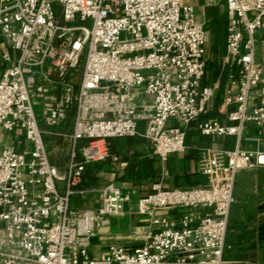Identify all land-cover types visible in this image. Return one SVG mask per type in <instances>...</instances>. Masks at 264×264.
I'll use <instances>...</instances> for the list:
<instances>
[{
	"label": "built area",
	"instance_id": "1",
	"mask_svg": "<svg viewBox=\"0 0 264 264\" xmlns=\"http://www.w3.org/2000/svg\"><path fill=\"white\" fill-rule=\"evenodd\" d=\"M194 1L0 0V134L13 137L0 139V264H262L228 258L227 238L238 173L264 166L263 151L241 147L248 124L264 128V0H225L230 86L218 110L228 123L208 118L219 82H208L207 21ZM193 124L234 136L235 148L204 152L205 186L153 184L138 201L143 245L93 257L92 239L124 216L131 195L109 183L97 209H73L86 167L136 136L166 162L186 150ZM59 141L64 174L48 148Z\"/></svg>",
	"mask_w": 264,
	"mask_h": 264
},
{
	"label": "crops",
	"instance_id": "2",
	"mask_svg": "<svg viewBox=\"0 0 264 264\" xmlns=\"http://www.w3.org/2000/svg\"><path fill=\"white\" fill-rule=\"evenodd\" d=\"M199 20L206 18L204 0L193 2ZM219 7V6H218ZM226 17L225 6H221ZM226 26L220 33L219 44L208 52V82H219L216 108L208 118H216L221 123H228L225 114L218 110L225 91L229 88L228 69L222 62L225 54ZM223 34V35H222ZM222 35V36H221ZM4 39L0 35V75L6 68L1 59ZM173 122H169V125ZM72 128V120L67 122V129ZM144 123L139 124V131L144 132ZM3 142H13L0 134ZM62 144L63 141H59ZM66 143H64L65 145ZM186 150L171 155L163 162L152 152L148 140L142 136L121 138L111 142V157L106 162L89 164L86 167L81 188L83 194H76L71 199V206L76 210L97 209L101 204L100 189L109 183L115 184L123 192L131 195L125 206L123 217L113 219L110 226L100 229L92 239L91 253L98 258L112 245L127 250H134L143 245V237L148 226L137 215L138 201L151 193L152 185L161 183L164 188H194L207 184L202 173V161L207 149L231 151L236 146L234 136H204L192 125L186 137ZM241 147L244 150L264 152V128L248 124L243 133ZM66 155L67 154V148ZM113 159H116L113 162ZM61 174L66 171V164H55ZM231 249L227 257L231 259H261L264 264V166L253 170L240 171L236 177L234 203L229 218L227 238ZM230 253V254H229Z\"/></svg>",
	"mask_w": 264,
	"mask_h": 264
},
{
	"label": "rangeland",
	"instance_id": "3",
	"mask_svg": "<svg viewBox=\"0 0 264 264\" xmlns=\"http://www.w3.org/2000/svg\"><path fill=\"white\" fill-rule=\"evenodd\" d=\"M221 6H225V0L222 1ZM206 21H207V51L210 52L212 46L216 47L219 44V41L221 39L220 33L223 32L224 26H226V22H227V18L224 16V12L220 7V5L219 7L215 6V7L207 8ZM74 25L90 27L91 23L90 21L76 22L74 23ZM258 50L261 51L262 48L259 47ZM47 140L48 139L45 138V142H47ZM48 148L51 153V160L54 164L63 163V162L64 164H66L68 162V157L66 155V150H65V148H67L66 144L64 145V143H62V144H57L56 146L49 145ZM235 260L260 262L261 259L254 258V259H235Z\"/></svg>",
	"mask_w": 264,
	"mask_h": 264
}]
</instances>
